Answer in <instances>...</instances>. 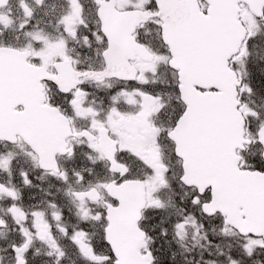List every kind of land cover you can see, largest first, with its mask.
Segmentation results:
<instances>
[{
  "label": "snow or ice",
  "instance_id": "6c2138e0",
  "mask_svg": "<svg viewBox=\"0 0 264 264\" xmlns=\"http://www.w3.org/2000/svg\"><path fill=\"white\" fill-rule=\"evenodd\" d=\"M18 2L23 30L34 9ZM67 2L58 24L66 37L37 30L25 33L35 46L0 45V170L12 176L17 153L9 149L19 146L36 168L67 185L77 217L69 232L63 206L50 202L49 219L47 209H25L17 203L21 191L0 183V199L9 201L21 234L9 245L16 264H29L35 239L60 264L65 251L54 228L86 264H158L157 235H171L169 246L182 249L172 252L173 261L199 245L217 258L201 252L197 264H264V114L244 100L264 90V0H91L97 17L91 27L87 0ZM8 3L0 0V9ZM14 23L0 13V37ZM146 25L155 28V43L141 31ZM81 26L99 70L78 67L70 54ZM162 68L171 72L163 88ZM106 79L131 87L115 89L104 110L88 102L86 85ZM81 119L89 127L78 128ZM252 120L260 121L255 130ZM84 146L107 178L93 182L83 174L92 168L61 163L74 161ZM20 176L32 184L28 171L21 168ZM206 225L214 237L241 242L228 243L227 252L220 243L201 244ZM0 226L7 221L0 218Z\"/></svg>",
  "mask_w": 264,
  "mask_h": 264
},
{
  "label": "flooded vegetation",
  "instance_id": "af4514ba",
  "mask_svg": "<svg viewBox=\"0 0 264 264\" xmlns=\"http://www.w3.org/2000/svg\"><path fill=\"white\" fill-rule=\"evenodd\" d=\"M31 7L34 9L33 18L31 19L30 23L26 26L25 29H20V24L25 19V14L23 9L19 6L18 0H9L8 6L6 8L0 9V13H4L9 15L15 23L10 27L4 34V36L0 37V45L10 46L18 49H22L28 46L31 42L35 46V42L31 40V37L27 36L25 33L30 31H37L42 30L45 34H47L51 39L55 40L60 38L62 35L67 36V33L64 32L63 25L59 24L60 18L66 14L68 10V2L67 0H43V4H37L36 0H32L30 2ZM87 23L89 26H94L97 20L94 7L91 4V0H87ZM81 31L77 34V39L72 40L69 44V47L74 49L73 52L70 54L73 56L74 59L78 60L80 64L78 67L82 69H87L89 66L99 70L101 68V60L97 56H95L94 52L87 48L84 45V38L88 35V31L83 29L81 26ZM141 31H146L149 35L146 39L150 40L151 42L155 43L157 40L156 30L151 25H146L144 29ZM261 54H264L262 52ZM50 71H55L54 67H50ZM158 80L160 82V87H165L164 81H168L171 79V72L167 69L162 68L157 73ZM87 90L91 93V95L87 98L88 102L91 103L95 101V107L100 109L103 108L107 110L109 107V97L113 93L115 89H119L121 87H131L130 83H125L124 81H117L114 79H106L103 83H98L96 81H88L87 82ZM260 86L258 85V88ZM50 96H54V92L48 93ZM245 102H248L251 107H253L258 112L264 114V90H261L258 95H254L249 98L247 95L244 96ZM122 110H131L127 105L121 104L120 105ZM89 121L85 120V123L81 120L78 121L79 128H87L89 127ZM260 121L252 120L251 121V128L255 130L259 126ZM76 125V126H77ZM17 153V158L20 159L23 163V168L30 173V179L33 182L41 183L44 181L45 183L51 184L54 182V178L50 175H46L43 169L36 168L34 166L33 161L25 156L19 146H16L12 149ZM7 151V150H6ZM88 153L87 155L85 153ZM88 155H94L88 152L86 146L82 147V150L78 152L76 159L71 162H66V158H60L61 163L65 164L66 167L72 168L75 167L77 170L81 168H99L98 175L89 176L87 173H83L89 180L95 182L97 179H105L108 176L107 170L103 169L102 167H97L93 165L91 160L88 159ZM132 167L136 169L137 175H142V172L139 169V166L135 162H131ZM4 183V182H1ZM6 184V183H5ZM73 185L80 190V186L75 185L74 178H73ZM84 187H87V182H85ZM4 202H0V206L3 205ZM90 207H95V205H89ZM74 216V213L72 217ZM0 218H3L7 221V227H9L12 222L8 216L0 212ZM74 225V224H72ZM0 226V228H7ZM54 230H57L54 228ZM73 229L70 228L69 232ZM95 231V230H94ZM17 231L13 229L11 232L7 233V235H0V249L2 252L0 254V264H9L10 262L15 260V257L6 250L5 245L7 244V236L9 234H15ZM157 238L161 239V235H157ZM67 248H71L72 243L67 242ZM105 253L107 250H104ZM45 262L42 260H38L36 264H44ZM86 264V262L84 263Z\"/></svg>",
  "mask_w": 264,
  "mask_h": 264
},
{
  "label": "rangeland",
  "instance_id": "374dc122",
  "mask_svg": "<svg viewBox=\"0 0 264 264\" xmlns=\"http://www.w3.org/2000/svg\"><path fill=\"white\" fill-rule=\"evenodd\" d=\"M32 0H27V2L30 5V2ZM31 6V5H30ZM82 122L85 123V120L81 119ZM78 124V121H77ZM78 127V125H77ZM79 128V127H78ZM82 150V148L79 150V152ZM23 168V163L20 159L16 157V159L13 161V168H12V176L9 177L6 173H3L2 170H0V183L4 182L8 186H14L19 191H21L23 199L22 201H19L17 203L22 204L25 209H30L32 206H39L42 209H47V214L49 219H51V213L52 209L49 208V203H56L59 206H63L64 212H65V220L64 225L68 229L72 228V224L77 223V217L75 215L76 213V207L73 205L69 199L65 196V191L67 189V185L61 183L59 180L54 178V182L51 184L45 183L42 181L41 183L33 182L31 185H24L23 184V178L20 176V169ZM24 169V168H23ZM25 170V169H24ZM87 173V172H85ZM99 174V168H95L91 175L87 173V175H98ZM77 188V187H76ZM78 189V188H77ZM178 199V197L176 198ZM3 201L4 204L0 206V212L8 216L12 222V224L7 228H0V235H7V233L11 232L13 229H15L17 232L15 234H9L7 236V244L5 245L6 250L9 252V254L14 255L12 249L9 247L13 242L19 243L20 241V231H19V225L15 223V221L12 219L11 215L8 213L7 209L10 207V203L7 199H0V202ZM70 209V211H69ZM171 211V209H169ZM74 213V216L72 217ZM27 226V225H26ZM167 225H165L166 227ZM211 226V225H210ZM212 227V226H211ZM217 230L222 227V225L217 224L216 225ZM54 235L56 236L58 242L61 243L64 251L65 256L63 258H60V264H84L85 261L81 258L79 255L78 249L72 244L71 248H67V242H71L69 239L65 238L63 233L59 231V229L54 230ZM219 236L214 237L212 234V238L209 240H202L201 244H207L208 241H212L213 244L220 243L218 240L214 238H218ZM236 236L228 237L233 238ZM223 238V237H220ZM156 252L159 255L160 262L164 264H181L180 261H173L171 259L172 252L169 250V244L167 241L169 240L168 237L162 236L161 239L156 238ZM171 239V238H170ZM72 243V242H71ZM186 245L188 247H192V245L195 243L191 239V236L188 237V239L185 241ZM221 248L227 252V248L224 245H221ZM37 249H39V253L37 254ZM50 251L48 246L41 242L39 239L34 240L33 247L31 248V257L29 258V264H36L38 260H42L45 263L44 264H56L57 257L54 256H48L47 252ZM212 251H216L214 248ZM2 252V249H0V254ZM203 252L205 259H215L217 257H210L208 255V252L204 249L200 248L199 245L194 248L192 254H191V262L192 264H197V261L200 260V253ZM219 259L224 260V257H220ZM9 264H16V261H12ZM202 264V262H201Z\"/></svg>",
  "mask_w": 264,
  "mask_h": 264
},
{
  "label": "trees",
  "instance_id": "16d2710c",
  "mask_svg": "<svg viewBox=\"0 0 264 264\" xmlns=\"http://www.w3.org/2000/svg\"><path fill=\"white\" fill-rule=\"evenodd\" d=\"M205 227H206V230L208 232V240H209V239L212 238L211 226L210 225H206ZM170 238H171V235L168 236L169 240H171ZM214 239L218 240L220 242V244L224 245L226 248H227V244L228 243H232L233 245H237L238 243L241 242L239 237H233V238H227V239L218 237V238H214ZM189 248H192V247H189ZM169 250L171 252H177V253L182 251L180 246L178 244H176V243H172L171 247L169 246ZM192 252L193 251L184 252L182 256L178 255L176 261H180L181 264H188V261H191ZM234 258H236V257H234ZM158 264H164V263H162V262H160V260H158Z\"/></svg>",
  "mask_w": 264,
  "mask_h": 264
}]
</instances>
